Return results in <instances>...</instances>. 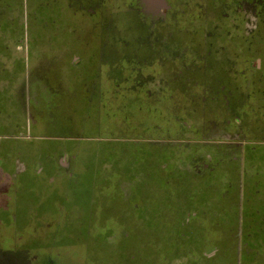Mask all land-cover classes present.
I'll return each instance as SVG.
<instances>
[{
    "label": "rangeland",
    "instance_id": "374dc122",
    "mask_svg": "<svg viewBox=\"0 0 264 264\" xmlns=\"http://www.w3.org/2000/svg\"><path fill=\"white\" fill-rule=\"evenodd\" d=\"M10 2L1 264L264 261V0Z\"/></svg>",
    "mask_w": 264,
    "mask_h": 264
},
{
    "label": "crops",
    "instance_id": "0c3cea01",
    "mask_svg": "<svg viewBox=\"0 0 264 264\" xmlns=\"http://www.w3.org/2000/svg\"><path fill=\"white\" fill-rule=\"evenodd\" d=\"M18 2H20V0H18ZM5 4V6L3 7V5ZM12 4V2H10V0H1L0 1V9L1 10H10V9H15L14 7H10L9 5ZM0 202H7L9 200V197H8V194H9V182L8 181H5L2 177L0 179ZM6 194V195H4ZM5 199V200H4ZM3 226V225H1ZM1 234V232H0ZM0 258H2V254H3V251L2 249H0ZM203 261V264H220L222 263L220 261V263H218V261L216 260H213V259H210L206 262V260H201ZM2 263V261H0V264ZM244 264H253V262L251 260H245L243 261ZM224 264H232L231 262H227L225 261ZM260 264H264V261H261Z\"/></svg>",
    "mask_w": 264,
    "mask_h": 264
},
{
    "label": "trees",
    "instance_id": "16d2710c",
    "mask_svg": "<svg viewBox=\"0 0 264 264\" xmlns=\"http://www.w3.org/2000/svg\"><path fill=\"white\" fill-rule=\"evenodd\" d=\"M244 261L246 260V258L245 259H243Z\"/></svg>",
    "mask_w": 264,
    "mask_h": 264
}]
</instances>
